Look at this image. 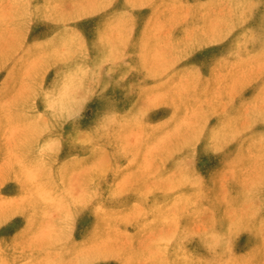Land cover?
<instances>
[{"label":"rangeland","instance_id":"1","mask_svg":"<svg viewBox=\"0 0 264 264\" xmlns=\"http://www.w3.org/2000/svg\"><path fill=\"white\" fill-rule=\"evenodd\" d=\"M0 264H264V0H0Z\"/></svg>","mask_w":264,"mask_h":264}]
</instances>
